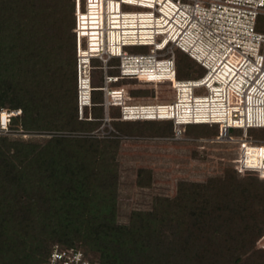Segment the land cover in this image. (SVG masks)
<instances>
[{"label": "trees", "instance_id": "1", "mask_svg": "<svg viewBox=\"0 0 264 264\" xmlns=\"http://www.w3.org/2000/svg\"><path fill=\"white\" fill-rule=\"evenodd\" d=\"M42 21L58 27L54 51L41 41ZM73 28V0H0V105L13 94L26 128L97 125L77 119ZM176 64L177 77L183 64L189 75L197 67L181 52ZM136 122L170 123L172 133L170 121ZM116 148L87 138L24 143L0 136V264H42L55 244L81 250L91 264L90 254L96 264H264L255 247L264 233L263 180L233 169L182 182L174 197H156L149 211H132L118 224Z\"/></svg>", "mask_w": 264, "mask_h": 264}, {"label": "built area", "instance_id": "2", "mask_svg": "<svg viewBox=\"0 0 264 264\" xmlns=\"http://www.w3.org/2000/svg\"><path fill=\"white\" fill-rule=\"evenodd\" d=\"M73 3L80 119L84 107L98 105L101 120L109 122L110 108L115 107L116 120L122 122L170 121L173 140L182 139L185 126H216L214 142L238 143L232 168L239 175L264 181V145L246 135L249 129H264V33L256 32L259 17H264V0ZM128 48L147 51L131 53ZM177 52L192 60L203 75L177 79ZM94 72L101 83L95 86ZM130 81L140 86L167 84L174 100L139 103L127 89L116 86ZM94 92L100 93L99 103H93ZM20 116V109L1 108L0 136L8 135L12 121ZM230 130H242V139H233ZM256 245L264 251V233ZM42 264L91 262L81 250L55 244Z\"/></svg>", "mask_w": 264, "mask_h": 264}, {"label": "rangeland", "instance_id": "3", "mask_svg": "<svg viewBox=\"0 0 264 264\" xmlns=\"http://www.w3.org/2000/svg\"><path fill=\"white\" fill-rule=\"evenodd\" d=\"M47 4L50 7L54 5L51 1ZM42 22L45 25L43 30L45 35L42 34L40 37L46 39L41 41L46 42L47 47L54 51L58 47L59 33L56 31L58 27L55 22L53 28L50 21ZM256 32L264 33L263 16L258 19ZM127 50L131 53L147 51L146 48H128ZM65 53L68 56L70 54ZM111 74L117 75V71H112ZM202 75L203 71L197 67L189 75V70L183 64L180 76L177 78L179 80L197 79ZM95 77V85L101 84L98 73ZM40 78L37 80L39 81ZM116 86L127 89L129 96L137 98L139 103H171L174 100L173 91L167 88V84L140 86L130 81L127 84L118 83ZM12 96L13 94L6 97L0 109H13ZM154 96L157 100L153 99ZM147 98H150L149 101ZM76 108L78 121H96L97 125L88 130L71 131L43 127L26 128L23 126L21 114L19 118L12 121L10 133L2 137L24 143H44L52 137L87 138L106 144H110L111 141L116 142L117 148L112 149V153H115L118 172L116 200L118 224H127L132 211H149L156 197H174L179 183H204L209 178L222 176L225 170H233L232 160L237 157L238 143L214 142L213 139L217 134L216 126H185L182 127L184 128L182 139L173 140L170 123L122 122L116 120L118 113L115 114L114 109L109 111L112 120L104 122L101 119H95L100 113L103 115V111L97 112L93 105L83 108V118L80 119L77 104ZM246 135L248 139L257 141L255 144L264 145V129H249ZM230 136L233 139H242L243 131L230 130ZM148 175H150L149 186L139 187L138 178L146 182ZM240 177L243 176L240 175ZM255 247L259 249L257 245ZM90 258L94 264L98 262L97 256L90 254Z\"/></svg>", "mask_w": 264, "mask_h": 264}, {"label": "crops", "instance_id": "4", "mask_svg": "<svg viewBox=\"0 0 264 264\" xmlns=\"http://www.w3.org/2000/svg\"><path fill=\"white\" fill-rule=\"evenodd\" d=\"M96 77L95 78H93V80H92V84L95 86V83H96ZM94 97H96V92H94L93 94H92V100H93V103H94ZM111 109H114V112H115V114L116 113H118V109L117 108H115V107H111L110 108V110ZM118 115V114H117Z\"/></svg>", "mask_w": 264, "mask_h": 264}, {"label": "bare ground", "instance_id": "5", "mask_svg": "<svg viewBox=\"0 0 264 264\" xmlns=\"http://www.w3.org/2000/svg\"><path fill=\"white\" fill-rule=\"evenodd\" d=\"M220 76H222V77H223V76H224V74H221ZM215 108H216V109H219V107H218V106H215Z\"/></svg>", "mask_w": 264, "mask_h": 264}]
</instances>
